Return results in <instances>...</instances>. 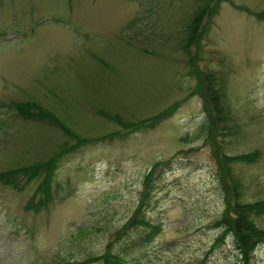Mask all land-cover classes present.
Wrapping results in <instances>:
<instances>
[{"label": "rangeland", "instance_id": "374dc122", "mask_svg": "<svg viewBox=\"0 0 264 264\" xmlns=\"http://www.w3.org/2000/svg\"><path fill=\"white\" fill-rule=\"evenodd\" d=\"M198 74L214 75L224 96L222 134L213 135ZM27 102L90 141L74 148L62 128L25 120ZM175 104L156 127L121 126ZM64 146L47 208H26L41 198L44 169L14 186L0 180V264H77L104 257L110 243L126 264H239L216 223L229 180L240 182L243 204L264 200V0H0V174L47 162ZM255 150L258 161L230 163L228 179L216 155ZM150 173L146 217L159 232L142 248L149 229L118 235ZM255 220L264 228V215ZM251 262L264 264V245Z\"/></svg>", "mask_w": 264, "mask_h": 264}, {"label": "trees", "instance_id": "16d2710c", "mask_svg": "<svg viewBox=\"0 0 264 264\" xmlns=\"http://www.w3.org/2000/svg\"><path fill=\"white\" fill-rule=\"evenodd\" d=\"M208 4L209 1H207V4L205 3V6L200 7V10L195 14L192 23L189 25V38L187 39L188 43L185 46L186 50L187 48L192 46L194 41L197 39L198 34L200 33L202 20L206 13H208L209 11ZM216 10L217 8L215 9V11ZM197 78L200 83L198 91H200L204 96V100L206 102L205 111L208 116V120L211 121V125L214 130L213 135L217 131L221 132L220 128H222V134L225 128V124L227 123L228 111L223 103L224 96L220 93L219 88L217 87L216 78L214 75L207 74H198ZM178 107V104L172 105L161 114L154 116L149 120H142L139 123H125L123 121V124L121 126L125 129H131V131H135L136 129L140 130L141 128L145 129L149 127H156L163 120L171 117ZM19 108L21 109V114L25 117V120L35 118L45 119L65 130L69 135H71V138H73L77 142V145H73L72 147H77L79 144L87 143L88 141H90L88 139L81 138L77 134L72 133V131H70L65 125H63V123L53 113L43 109L35 102H27L21 104ZM107 117L108 119L114 118V116L111 115H107ZM117 134L119 133L104 135L103 138H100H112ZM66 147L68 146H64L59 151V153L55 154L54 158L48 160L47 162H38L21 171L1 173L0 180H4V183L13 184L14 186L16 179L20 175L23 174L24 176H27L29 180H34L38 178V174L35 170L44 169V171H42L43 181L40 186H38V192L41 198L38 202H35L34 200L31 201L29 205L26 206V208L28 210H33L36 212L40 211L42 208H47L52 202L51 184L57 170V164L63 156ZM217 147L219 149V145ZM260 155V151L255 150L241 157L230 158L224 155L216 156L219 159L223 173H225L227 178L230 179L232 177L231 168L229 167L230 163L243 161L248 164H253L258 161ZM164 164L166 165L168 164V162ZM155 179L156 176H154V174L150 173L146 176L145 189L142 193V199L138 207L136 208L133 217L129 220L123 231L118 235L119 238L123 239L127 236L129 230H135L137 229V227L149 229V232L142 237L143 239L140 240L139 247L142 248L151 243L155 234L159 232V227L156 225H152L146 217V210L150 207V199L153 197V180ZM229 181V183L231 184V189L226 188V207L221 219L216 223V226L220 227L223 230V233L220 237L221 240L227 237L232 239L233 247L236 250V258L239 259V264H252L251 260L255 256L256 251L260 246L264 245V228L259 227L255 220L261 215H264V200L254 204H243L239 198L241 196V192L239 191L241 188L240 182L232 180ZM231 190L233 195L230 194ZM110 244L107 246L104 257L89 258L87 261L77 264H94L102 259L104 261V264H126L127 254L115 252L112 248V245Z\"/></svg>", "mask_w": 264, "mask_h": 264}]
</instances>
